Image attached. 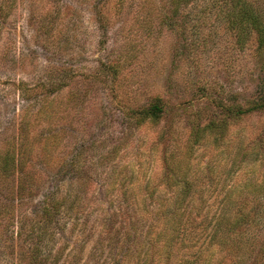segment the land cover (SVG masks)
I'll list each match as a JSON object with an SVG mask.
<instances>
[{
	"label": "rangeland",
	"instance_id": "rangeland-1",
	"mask_svg": "<svg viewBox=\"0 0 264 264\" xmlns=\"http://www.w3.org/2000/svg\"><path fill=\"white\" fill-rule=\"evenodd\" d=\"M10 1L0 0V156L8 147L11 152L17 141L19 120L27 104L22 86L57 80L61 88L50 92L54 98L48 101L45 115L36 121L31 116L33 134L25 146L33 149V170L41 172L47 184L33 200H24V211L31 215L40 204L50 188V175L59 165L60 175L66 178L64 189L73 186L75 177L85 176L82 212L72 219L62 217L58 234L45 253L61 252L54 264H69L76 254L75 264H89L93 242L90 182L97 151L126 143L117 158L119 177L129 175L133 168L138 181L129 187L142 188L150 177L151 186L167 188L160 182L166 172L164 156L182 148L192 123L222 118L227 107L262 97L264 56H255L251 39L242 47L236 43L214 12L202 13L209 0H190L173 18L172 26L165 22L172 14L169 0H122V6L117 0ZM96 12L103 17L100 21ZM113 61L119 62L120 71L112 84L100 68ZM155 96L164 103L160 122L130 130L120 107L144 106ZM229 121L231 138L239 131L246 144L264 142V111ZM38 135L48 139L38 140ZM54 137L58 139L55 143ZM231 147L233 156L236 146ZM218 152L211 143L203 142L194 153L203 162ZM45 156L52 157L53 163L43 162ZM73 158L79 171L67 164ZM254 158L251 152L250 160ZM259 173L260 180L264 165ZM15 184L12 176L0 178V264H34L24 258L15 242L13 212L4 208L7 203H17ZM251 204L257 214L251 225L241 227L247 240L241 258L236 257L232 264L260 263L255 253L264 240V194ZM50 260L46 264H52Z\"/></svg>",
	"mask_w": 264,
	"mask_h": 264
},
{
	"label": "trees",
	"instance_id": "trees-1",
	"mask_svg": "<svg viewBox=\"0 0 264 264\" xmlns=\"http://www.w3.org/2000/svg\"><path fill=\"white\" fill-rule=\"evenodd\" d=\"M11 2L13 0L9 4ZM117 2L123 5L122 0ZM169 3L172 14L165 22L172 26L173 18L181 14L190 0H169ZM201 11L214 12L241 47L250 39L254 41L255 56L263 58L264 0H209ZM96 15L99 21L103 18L101 13L96 12ZM119 62L102 64L100 68L111 78L112 84L120 71ZM60 88L61 84L50 78L22 86V96L27 104L19 120L17 141L13 140L11 152L8 147L0 156V178L7 180L12 176L16 181L14 196L17 203H7L4 208L8 207L6 212H13L15 242L22 248L24 258L34 264H46L49 258L53 259L52 264L58 262L61 252L45 253L47 245L58 234L64 215L72 219L82 212L86 193L83 188L85 176L76 178L73 175V186L62 188L66 178L60 175L62 167L59 165L50 175V188L44 191L40 204L31 215L24 211V200H33L39 188L47 184L41 172L33 170V149L25 146L33 134L31 116L34 115V121L42 119L50 105L48 101L51 103L54 98L50 97V92ZM258 110L264 111V94L244 105L227 107L222 118L210 119L203 124L192 123L182 148L179 151L174 148L164 156L166 172L160 182L167 188L151 186L154 181L150 177L142 188L129 187L130 183L138 181L133 168L129 175L119 177L120 160L117 158L126 143H114L97 151L93 162L94 177L90 182L93 184L89 211L93 216V242L89 264H232L236 257L240 259L247 240L241 227L255 220L257 213L251 202L264 194V175L259 180V168L264 165V142L246 144L245 135L239 131L231 138L229 120L241 121L244 115ZM120 112L126 118L128 128L134 131L144 123L158 124L164 103L155 96L144 106L124 109L121 106ZM37 139L44 141L48 137L38 135ZM57 140L54 137L52 142ZM96 142L97 146L101 143ZM203 142L211 143V147L219 152L202 162L196 159L194 152ZM234 145L235 154L231 156ZM251 152L255 155L252 161ZM219 155L221 158L216 160ZM51 158L45 156L43 162H50ZM58 160L55 163L60 164ZM67 164L75 171L80 170L75 158ZM74 256L69 258V264L78 261L79 254ZM257 257L259 264H264V240L258 245Z\"/></svg>",
	"mask_w": 264,
	"mask_h": 264
}]
</instances>
